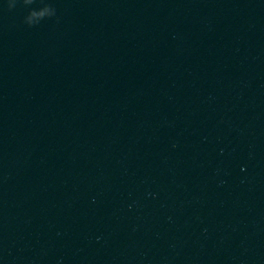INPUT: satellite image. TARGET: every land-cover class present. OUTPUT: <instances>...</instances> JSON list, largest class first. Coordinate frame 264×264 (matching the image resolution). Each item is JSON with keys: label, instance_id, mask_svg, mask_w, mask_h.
I'll list each match as a JSON object with an SVG mask.
<instances>
[{"label": "water", "instance_id": "water-1", "mask_svg": "<svg viewBox=\"0 0 264 264\" xmlns=\"http://www.w3.org/2000/svg\"><path fill=\"white\" fill-rule=\"evenodd\" d=\"M0 264H264V0H0Z\"/></svg>", "mask_w": 264, "mask_h": 264}]
</instances>
